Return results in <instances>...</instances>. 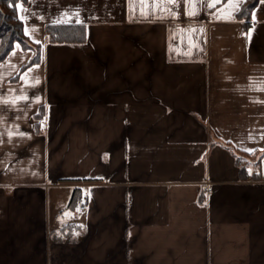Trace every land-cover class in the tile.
<instances>
[{
    "label": "crops",
    "instance_id": "obj_1",
    "mask_svg": "<svg viewBox=\"0 0 264 264\" xmlns=\"http://www.w3.org/2000/svg\"><path fill=\"white\" fill-rule=\"evenodd\" d=\"M244 1L17 2L40 58L0 61V264H264V156L241 180L221 144L264 148ZM64 23L85 41H49Z\"/></svg>",
    "mask_w": 264,
    "mask_h": 264
},
{
    "label": "trees",
    "instance_id": "obj_2",
    "mask_svg": "<svg viewBox=\"0 0 264 264\" xmlns=\"http://www.w3.org/2000/svg\"><path fill=\"white\" fill-rule=\"evenodd\" d=\"M15 0H0V61L3 60L14 43L18 42L25 48L33 50V56L28 62V65L39 61L40 44L31 42L23 31V23L17 17ZM260 0H245L236 13L238 19L242 20L244 30L251 23V14ZM47 39L52 42H83L86 39V25L81 23H64V24H48L46 26ZM234 156L235 164L239 169L241 180H246L249 177L253 179H261L260 161L264 156V148L253 151H241L228 142H221ZM253 168V173H247L248 169ZM77 196L72 195L69 206L76 204Z\"/></svg>",
    "mask_w": 264,
    "mask_h": 264
},
{
    "label": "built area",
    "instance_id": "obj_3",
    "mask_svg": "<svg viewBox=\"0 0 264 264\" xmlns=\"http://www.w3.org/2000/svg\"><path fill=\"white\" fill-rule=\"evenodd\" d=\"M207 191H210V188H208ZM76 206L79 207V208H83V207H84V200H83V201H79V202L76 204Z\"/></svg>",
    "mask_w": 264,
    "mask_h": 264
},
{
    "label": "snow or ice",
    "instance_id": "obj_4",
    "mask_svg": "<svg viewBox=\"0 0 264 264\" xmlns=\"http://www.w3.org/2000/svg\"><path fill=\"white\" fill-rule=\"evenodd\" d=\"M13 4H15V0H12ZM25 2H27V0H25ZM210 6V5H209ZM21 19H23V17H21ZM39 81H37L38 83ZM22 99H26V97H23Z\"/></svg>",
    "mask_w": 264,
    "mask_h": 264
}]
</instances>
